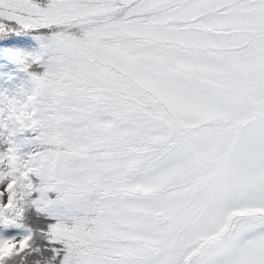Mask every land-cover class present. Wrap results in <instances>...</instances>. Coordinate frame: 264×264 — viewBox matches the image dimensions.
<instances>
[{
  "label": "snow or ice",
  "instance_id": "1",
  "mask_svg": "<svg viewBox=\"0 0 264 264\" xmlns=\"http://www.w3.org/2000/svg\"><path fill=\"white\" fill-rule=\"evenodd\" d=\"M0 264H264V0H0Z\"/></svg>",
  "mask_w": 264,
  "mask_h": 264
}]
</instances>
